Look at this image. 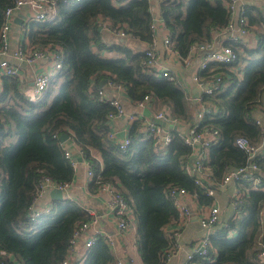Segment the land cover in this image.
Wrapping results in <instances>:
<instances>
[{
  "label": "trees",
  "instance_id": "1",
  "mask_svg": "<svg viewBox=\"0 0 264 264\" xmlns=\"http://www.w3.org/2000/svg\"><path fill=\"white\" fill-rule=\"evenodd\" d=\"M14 0H0L1 30L5 10ZM151 0H81L60 3L52 19L30 18L21 26L22 38L38 48L51 45L64 55L63 67L38 100L26 92L28 84L18 75L3 77L0 91V264H63L76 226L92 215L65 195L53 200L51 210L33 218L38 185L43 177L58 183L72 182L76 172L65 156L61 134L69 133L92 163L89 184L95 193L106 183L118 186L131 204L136 219L135 238L143 264H164L170 246L166 227L174 224L178 210L171 188L196 193L201 204L214 196L196 184L188 167L194 149L172 130L173 139L158 149L155 140H142L138 123L131 126L128 150H121L110 136L109 115L115 108L98 100L103 79L122 84L132 102L151 97L154 112L167 107L181 121H193V108L178 79L158 76L146 66L145 49L135 48L128 39L150 43ZM173 46L184 60L195 42H210L223 30L230 12L223 0H164L161 5ZM250 30L257 36L250 47L227 41L238 52L230 64L210 63L202 72L206 79L220 76L218 88L201 94L206 111L199 130H219L218 140L208 147L205 166L215 189L231 167L247 163V153L237 148V137L259 145L264 120V11L247 4ZM108 20L130 36H113L107 43L98 21ZM107 51L108 55L104 52ZM217 79V78H216ZM98 150L101 160L93 155ZM264 152V149H262ZM262 182L254 186L241 181L239 211L211 236L209 257L192 264H259L263 249L264 155L258 159ZM80 264H117V254L103 237L85 248ZM74 262V260H73ZM72 262V263H73Z\"/></svg>",
  "mask_w": 264,
  "mask_h": 264
},
{
  "label": "built area",
  "instance_id": "2",
  "mask_svg": "<svg viewBox=\"0 0 264 264\" xmlns=\"http://www.w3.org/2000/svg\"><path fill=\"white\" fill-rule=\"evenodd\" d=\"M81 0H14V4L7 7L5 10V21L1 30V47H0V76L18 75V68L11 63L7 54L10 49V34L15 22L17 12L23 7L30 8L32 14L30 18L42 21L52 19L57 13V7L60 3L79 2ZM151 0L150 11L152 14L151 29L153 32V38L150 43H146V66L155 71L160 77H166L171 80L177 79V76L173 70L159 62L160 57L163 55V51L174 52L177 51L173 46V40L170 30L166 27L165 19L163 17L161 5L164 0ZM230 12V20L228 25L223 28V31H228L230 41H235L249 46V34L250 30L249 19L247 16L246 6L249 0H223ZM24 24V23H23ZM100 29L110 31L121 38L130 37L122 27H113L108 20L100 19L98 21ZM159 30H163V41L159 38ZM163 49V50H162ZM201 53V61L196 68L193 79L197 82L202 90V93H212L218 88V82L220 76H215V79L209 80L202 76V72L206 70L210 63L218 64H230L237 60L238 52L229 44H223L218 48L214 47L213 41L210 42H195L190 49L191 52ZM15 58L19 60H26L28 63H47L50 68L41 70L35 74L34 84L30 89H27V93L34 100H38L48 90L51 82L60 72L63 67L64 55L59 48L52 47L51 45L44 48H38L32 45L26 46L23 43H19L18 48L14 52ZM107 86L111 90H116L119 93H127L125 87L122 84H117L107 80L103 87L98 88V100L102 103H109L114 106L115 110L110 113V121L117 117H126L131 123H138V130L142 134L141 139L146 140L153 138L155 145L158 149L166 148L173 139V128H167L161 124L154 122L148 116H145L139 112L127 111L119 98L111 95ZM130 98V97H129ZM151 97L146 95L142 100L135 103L139 109H144L149 106ZM198 101H202V96L196 98ZM134 103V102H133ZM206 108L201 106V117L197 119L194 124L188 126V128L182 127L179 129V135L183 141L192 146L194 149V156H197L194 160V165L188 167L190 174H196V184L205 186L206 194L215 196L216 190L213 186L215 182L211 179L210 170L205 166L207 160V149L214 144L219 137V130L214 128H204L199 130L200 122L205 114ZM159 119L166 120L170 124L180 125L181 120L177 117L170 115L167 107L162 108L155 114ZM148 117V118H147ZM258 123L263 129V138L259 145L253 144L250 138L245 136L237 137L234 141V145L247 153V163L238 167H231L224 175L220 185H226L230 183H240L241 181H249L254 186H258L262 182V173L259 167L258 159L264 155L262 149H264V121L259 118ZM111 136V131H110ZM71 137V136H70ZM69 137V138H70ZM75 141V140H74ZM116 145L123 151L128 150L131 145L132 139L130 135H126L124 138L115 139ZM76 142V141H75ZM78 145V144H77ZM65 156L69 160L74 171L77 172L82 161L87 168V175L92 180L94 176V168L92 163L85 157L84 150L78 145L77 153H74L71 149L65 148ZM193 156V157H194ZM60 188L63 190L64 195L68 196V192L72 187V182L58 183L50 177H43L38 185V193L36 202L32 207V217L36 218L45 212H49L51 207L41 208L38 206L44 195L51 191L52 188ZM100 192L105 196L107 207L110 214L113 216L117 223L118 231L124 233L134 230L135 228V215L131 204L127 201L125 196L121 193L118 186L112 183L103 184L100 187ZM169 195L172 197L175 206L179 212L177 226L172 230L170 234V246L164 252V264H169L171 258L182 249L181 244V228L188 222L191 217V209L187 203L186 198L190 195L196 197V193H192L185 188H171ZM243 191L237 188L235 191L231 204L233 206L234 215H236L242 203ZM86 210L92 215L91 220L79 223L68 244V253L63 260V264H72L71 258L77 250V247L81 241L84 240L85 247H91L99 237L106 239L112 248L115 247V236L109 231H104L98 227V218L94 212ZM221 207L219 204H210L209 211L201 218V225L206 229L204 236L200 237L187 253V260L185 264H192V261L196 257L205 256L209 257L212 249L211 236L214 234L212 231L221 222ZM233 215V216H234ZM229 221V220H228ZM222 221L223 225L226 222ZM263 249L258 254L259 264H264V240ZM210 258V257H209ZM117 264H137L134 258H130L129 261H125L124 258H119Z\"/></svg>",
  "mask_w": 264,
  "mask_h": 264
},
{
  "label": "crops",
  "instance_id": "3",
  "mask_svg": "<svg viewBox=\"0 0 264 264\" xmlns=\"http://www.w3.org/2000/svg\"><path fill=\"white\" fill-rule=\"evenodd\" d=\"M157 2L156 0H154ZM249 6L258 7L261 11H264V0H249ZM32 12L29 7H23L19 12H17L15 18H21L24 24H18L14 22V25L10 34V49L7 54L8 59L18 68V76L23 79L30 89L34 84L35 74L41 70H46L50 68L47 63H28L26 60H19L15 58L14 52L18 48L19 43H23L26 46H29L28 38L24 40L21 36L23 33V29L21 31V26L24 27L27 20L30 19ZM105 32V40L107 43L113 42L114 33L103 30ZM253 32V31H252ZM159 40L162 42V35L164 33L163 30H159ZM228 31H216L213 34L212 41L214 43V47L218 48L221 45L225 44L227 41H230ZM117 36V35H115ZM257 35L253 32L249 34V46L254 47L257 43ZM120 37V36H119ZM129 43L136 48L145 49L146 43L139 41L137 39H128ZM163 50V49H162ZM105 54L108 55V52L105 51ZM201 53L199 52H191L187 58L184 60L181 58L178 51L168 52L163 51V55L160 57L159 62L169 66L173 72H175L178 81L184 87L186 93L188 94V98L193 105V121L195 122L197 119L201 117V101H198L196 98L202 94V90L197 84V82L193 79V74L200 64L201 61ZM100 85V84H99ZM98 85V88H99ZM3 86V76H0V91ZM109 93L120 99L122 104L125 106L127 111L139 112L141 114H145L146 108H148L153 114L156 112L153 111L151 105L144 109H139L135 103L129 98L127 93H119L116 90H111L107 86H105ZM26 89V92H27ZM145 116V115H144ZM146 117V116H145ZM148 118V117H147ZM264 121V120H263ZM192 123L190 121H181L180 125L177 126L178 129L182 127L188 128ZM110 131L111 138L113 140L124 138L126 135L129 136V132L132 124L127 120L126 117H117L110 121ZM70 135V134H69ZM71 136V135H70ZM69 136V137H70ZM65 148L71 149L74 153L78 151L77 142L74 141V138L71 136L65 142H63ZM93 155L101 160L100 153L98 150H93ZM90 178L87 175V168L85 164L81 161L79 169L76 172L75 178L72 181V187L68 192V196L72 201H76L78 204L85 207V209H89L94 212L98 218V227H100L104 231H109L111 234L115 236V247L113 248L115 253L117 254V260L119 258H124L125 261H129L130 258H134L137 264H143L140 252L138 251V247L136 245L135 238V228L134 230L127 231L124 233H120L118 231L117 223L113 216L110 214L109 209L107 207V202L105 201V196L100 192V188L98 192L92 193L89 189ZM238 185L236 183H230L226 185H219L216 190L214 200L211 204H219L221 207V222L217 224V226L212 231L214 234L217 233L220 227H222V221H228L233 215L234 210L231 204L232 197L237 190ZM65 196V195H64ZM53 198L50 195V191H48L44 197L38 201V206L41 208L51 207L53 204ZM187 203L191 209V217L188 222L181 228V244L182 249L177 252L170 260L169 264H185L187 253L194 246L195 242L206 233V229L201 225V218L209 211L210 204L204 205L201 204L198 197L188 196L186 198ZM179 213V212H178ZM179 215V214H178ZM262 217L264 222V209L262 210ZM178 220V218H177ZM136 224V222H135ZM177 226V221L174 224H170L166 227L167 234L170 238V234L172 230ZM136 227V225H135ZM85 243L84 240L81 241L77 247L76 252L71 258L72 264H80L82 261V256L85 251ZM165 263V262H164Z\"/></svg>",
  "mask_w": 264,
  "mask_h": 264
},
{
  "label": "water",
  "instance_id": "4",
  "mask_svg": "<svg viewBox=\"0 0 264 264\" xmlns=\"http://www.w3.org/2000/svg\"><path fill=\"white\" fill-rule=\"evenodd\" d=\"M15 22L18 23V24H23V20L21 18H15ZM122 40H125V38H122ZM135 47V46H134ZM136 48V47H135ZM107 82V79H103L101 82H100V85L99 87H103ZM146 116H148L149 118H151L154 122L158 123V124H161L165 127H169V128H173V129H177V125L175 124H170L168 123L166 120H163V119H159L155 116V114H153L148 108H146V111L144 112ZM69 133H63L61 134V142H65L68 138H69ZM197 156H194L191 158L190 160V164L193 166L194 165V160ZM50 195L53 199H56V200H63L65 199V196H64V192L62 189L60 188H52L51 191H50Z\"/></svg>",
  "mask_w": 264,
  "mask_h": 264
}]
</instances>
